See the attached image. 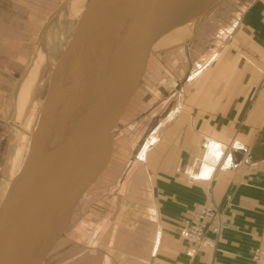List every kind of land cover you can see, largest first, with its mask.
Here are the masks:
<instances>
[{"label":"crops","instance_id":"obj_1","mask_svg":"<svg viewBox=\"0 0 264 264\" xmlns=\"http://www.w3.org/2000/svg\"><path fill=\"white\" fill-rule=\"evenodd\" d=\"M66 1L0 0V132L30 67L31 34ZM190 30L180 46L163 47L173 65L180 51L186 67L169 73L164 113L138 136L130 177L114 189L106 179L89 195L90 215L99 212L106 230L93 243L53 252L46 264H250L251 251L264 247V157L245 156L264 143V0L219 2ZM31 87L27 119L40 91L37 80ZM137 113L138 129L152 121ZM5 161L3 149L0 172ZM207 201L222 212L221 234L213 248L187 245L189 213Z\"/></svg>","mask_w":264,"mask_h":264},{"label":"water","instance_id":"obj_2","mask_svg":"<svg viewBox=\"0 0 264 264\" xmlns=\"http://www.w3.org/2000/svg\"><path fill=\"white\" fill-rule=\"evenodd\" d=\"M114 1L87 0L53 64L23 163L0 196V264H43L107 167L111 131L145 87L166 34L220 0H155L133 19H119ZM100 4L109 8L92 31ZM245 156L262 159L264 143Z\"/></svg>","mask_w":264,"mask_h":264},{"label":"rangeland","instance_id":"obj_3","mask_svg":"<svg viewBox=\"0 0 264 264\" xmlns=\"http://www.w3.org/2000/svg\"><path fill=\"white\" fill-rule=\"evenodd\" d=\"M75 1H79V3L76 4ZM86 1L87 0H72V2H75V4L72 6H71L72 2L69 3L68 1H66L62 5L61 7L62 9L57 11L56 18L54 17L44 26L35 27L33 33L30 36L28 42L30 44L29 53H28L29 55L31 54V46L32 47L34 46V48L32 51L33 57L32 58L30 57L29 60L30 67L28 69V72L30 68L35 64H36L35 67L36 69L32 79L28 84L26 92L23 95V98H21L22 99L21 102H18L19 101V91H18L14 104L15 106L14 115H12V117H10V119H8L5 122V125L3 126L4 132H0V150L3 149L6 150V161L3 164V169L1 171L2 173L0 172L2 174V178L0 179V186L2 185V183H4L3 181L5 182L9 181V177L11 175V172L13 171L11 170V163L13 160L12 158L14 154H16L17 150H22L24 145V141L21 136L23 133L22 131L18 130L16 126L19 125L24 126L27 122V114L29 110L24 113L23 111L28 101L29 93L32 88L31 86L34 84L35 80H37V87H40L39 88L40 91L36 99V102L34 103V106L35 107L38 106L37 108L38 110L40 105V104L38 105V103L39 102L41 103L47 88L48 75L49 72L51 71L50 69L51 65L53 61L57 59L61 50L69 41L70 36L72 35L73 30L76 26L77 23L76 21L80 15L81 9L85 5ZM222 1L233 2L234 0H220L219 2ZM242 1H246V0H242ZM217 4H215L209 12H207L200 18L210 17L212 15V11L214 7H216ZM47 12H51V11L49 10ZM194 23L195 21L193 22L190 21L187 24H182L180 26L173 28L171 31H169L166 34L165 38L161 42V45L166 46L172 43H176V45L174 46L177 47L180 46L181 39L184 37L186 38L190 35V31H191L190 26L191 25L193 26ZM167 49L170 48H162V54L160 55L158 62L155 65V69L150 74L145 87L141 91L138 98L129 106V108L126 110V112L119 120L117 125L111 131L112 153L107 167L96 179V181L87 189V191L84 192V194L78 200L71 215V219L69 221L67 228L65 229L64 233L60 236V238L56 241V243L48 252V254L45 256L43 264L47 263L48 261L47 259L52 256L53 252L59 249H64L67 247V245L73 242L83 243L84 241H86L87 243L89 242L93 243L95 240H99L101 235L100 232L102 230H106L107 228L106 219L102 217L99 212H95L93 213V215H90L89 195L92 193L95 187H98L100 183L102 181L104 182L106 179L107 181H109L111 189L112 188L114 189L119 183H121L123 179L130 177L131 163L134 159L133 153L137 149V145L140 143L138 136L142 135V133H144L146 130L152 128L153 125L156 123V121L164 113L165 96L166 94H169L168 92L171 91V87H172L171 82H173V79H170L169 73H172V71H174V66H175V70H176L175 73H177L176 75H179L181 69L184 71L186 67V61L184 60L180 51L178 52L179 59L176 61L174 65L169 60V58L167 60V56H165V52L166 55L167 52H169V50ZM40 54H42V56L39 60L38 57L40 56ZM176 65L177 66L179 65V67H177ZM166 66H170L172 68L169 67L167 68ZM166 71L168 74H165ZM165 75L168 76V79L166 78ZM25 78L21 81L19 85V90ZM177 84L180 83L178 82ZM156 103L162 104L161 106H159L158 111L156 110V106H157L155 105ZM34 106L32 107L33 109ZM17 107L19 111L16 110ZM136 112H138L137 114H141V116L144 115L146 118L151 116L152 121L149 122V124H146L144 127L138 129L137 123H134L136 119L134 113ZM16 113H18V115ZM138 130H140L141 132H138ZM104 189L107 188L104 186ZM111 189L108 188L107 191L104 192L108 193L111 191ZM127 190L128 188H125V192H127ZM95 199L96 197H93V200ZM85 217H87L86 222H85ZM85 230L87 231L86 236H85Z\"/></svg>","mask_w":264,"mask_h":264},{"label":"bare ground","instance_id":"obj_4","mask_svg":"<svg viewBox=\"0 0 264 264\" xmlns=\"http://www.w3.org/2000/svg\"><path fill=\"white\" fill-rule=\"evenodd\" d=\"M117 1V2H116ZM134 2L135 0H127V1H120V0H115L114 3H116V6H115V10H116V14L118 16V18H124V17H127L128 15V18L131 17L132 19L137 16V14H139L144 8H146L148 5H152L155 0H136V4H132L131 2ZM146 1V2H145ZM76 4L79 3V1H75ZM75 2H72L71 6L75 4ZM87 2V1H86ZM145 2V3H144ZM86 4V3H85ZM85 6V5H84ZM83 6V8H84ZM83 8L81 9V12L83 10ZM108 5H103L100 4L96 9H95V14H94V17H93V21L92 23L90 24V26L92 27V31L95 29V26L97 24V19H100L101 16L103 17L105 15V12L108 11ZM133 8V9H132ZM70 11V10H69ZM80 12V13H81ZM103 13V14H101ZM130 14V15H129ZM80 16V15H79ZM61 18V17H60ZM79 18V17H78ZM117 18V17H116ZM131 20V19H130ZM78 21V19H77ZM76 21V22H77ZM77 24V23H76ZM70 25V24H69ZM75 29V28H74ZM74 31V30H73ZM50 32V30H49ZM56 33V32H55ZM53 34V33H52ZM61 34V33H60ZM96 35L94 34L92 37H95ZM62 37V36H61ZM69 37V36H68ZM48 39V38H47ZM47 43V42H46ZM66 43V42H65ZM65 47V46H64ZM46 48V47H45ZM48 48V47H47ZM45 50V49H44ZM62 51V50H61ZM42 54H40V56L38 57V59L40 60ZM44 58V57H43ZM76 59V57H74ZM38 63V61H37ZM55 63V61H53L52 65H51V71L49 72V75H48V79L50 78L51 74H52V71H53V64ZM36 67V64L34 66H32L24 80V82L22 83L21 87H20V90H19V101L18 102H21L23 98V95L25 94L26 90H27V87H28V84L30 82V80L32 79L33 77V74L35 72V68ZM40 104V102L38 103V105ZM38 106L35 107L34 106V109L32 110V112L30 113L29 115V118L27 119V122L24 126H16V128L20 131H22V139L24 141V145H23V148L22 150H17L16 154H14L13 156V160H12V163H11V170H13L11 172V175L9 177V181L8 182H5L3 181L4 183H2V185L0 186V196L4 194L6 188L8 187L12 177L18 172V170L20 169L22 163H23V160H24V157L26 155V152L28 150V133L30 131V128H31V125L33 124L36 116L38 115V110H37ZM17 111L18 110V107L16 108ZM18 115V113H16ZM17 117V116H16ZM14 125V124H13ZM4 179V178H3Z\"/></svg>","mask_w":264,"mask_h":264},{"label":"built area","instance_id":"obj_5","mask_svg":"<svg viewBox=\"0 0 264 264\" xmlns=\"http://www.w3.org/2000/svg\"><path fill=\"white\" fill-rule=\"evenodd\" d=\"M222 228L221 210L213 202L207 201L190 211L187 223L181 231V237L187 245L213 248ZM250 264H264V247H255L251 251Z\"/></svg>","mask_w":264,"mask_h":264}]
</instances>
